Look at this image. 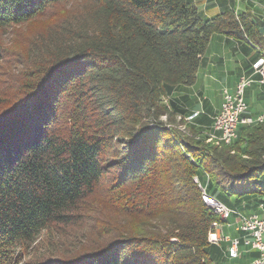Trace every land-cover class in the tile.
<instances>
[{
  "label": "trees",
  "instance_id": "1",
  "mask_svg": "<svg viewBox=\"0 0 264 264\" xmlns=\"http://www.w3.org/2000/svg\"><path fill=\"white\" fill-rule=\"evenodd\" d=\"M38 17L28 70L0 97V264H214L224 220L193 178L229 207L264 205V121L206 143L167 127L162 98L195 82L211 35L264 50L260 31L195 0H0V30ZM86 224L76 249L29 254L42 231Z\"/></svg>",
  "mask_w": 264,
  "mask_h": 264
},
{
  "label": "crops",
  "instance_id": "2",
  "mask_svg": "<svg viewBox=\"0 0 264 264\" xmlns=\"http://www.w3.org/2000/svg\"><path fill=\"white\" fill-rule=\"evenodd\" d=\"M199 9L208 16H212L225 8L203 7L202 5ZM239 11L248 16L264 37V12L249 2L243 3ZM261 51L264 52L262 48L245 39H237L217 33L211 35L201 57L195 82L189 86L179 85L170 88L167 97L172 110L174 112L187 110L186 114L183 115L198 111L196 125L205 128L211 124L212 117L220 109L221 88L233 89L240 77L247 76L252 81L244 92L247 104L245 115L256 117L264 114V81H260L259 74L255 73L251 66ZM230 202L232 207L244 214H250V209L255 207L250 206L247 201L240 203L241 201L232 202L230 200ZM254 212L262 214V211L257 207ZM236 222L235 216H229L224 223L220 224V233L228 237L239 236L240 232L236 230ZM211 250L214 264H248L257 255L256 251L247 249L244 244H240L239 256L236 258L228 257L225 243L218 246L212 245Z\"/></svg>",
  "mask_w": 264,
  "mask_h": 264
},
{
  "label": "rangeland",
  "instance_id": "3",
  "mask_svg": "<svg viewBox=\"0 0 264 264\" xmlns=\"http://www.w3.org/2000/svg\"><path fill=\"white\" fill-rule=\"evenodd\" d=\"M195 1H196L199 8L202 7V5H203V7L211 6L212 8L213 7H220V8L231 7L238 13L240 12L239 11L240 6L243 3L249 2V3H252L254 5V7H256L259 10L264 12V0H202V1L195 0ZM48 22L49 21H47L46 18L38 17V18H35L32 20H29L27 22H24L21 24H16V25H13L11 27L4 28V29L0 30V97H2L1 94H3V92L9 91L12 88V84L16 85L17 83H19L21 78H23V72L26 71V69L28 68V64H29V63L25 64V62L26 61L28 62V60L29 61L31 60V57L28 55V52L25 49H27V47H29V43L33 39V37L37 36L39 33H42L44 31ZM261 53H263V55H264V52L261 51L260 54L258 55V57L261 55ZM16 81H17V83L15 84ZM162 99H163V102L166 103L169 106V108L172 110L171 103H170L168 97L164 96ZM186 111L187 110L184 111L185 113L173 111V113H174L173 120L171 121L170 124H168L167 127L168 128L171 127L173 129L175 128V129L180 130L181 132L188 134V135H190L189 130L193 129L197 133L195 138H197V139L199 138L200 140H204V142H206V143H214V142L206 140L207 135L210 133V129H211L210 127L212 124V119H211V124L209 126H207L205 128L198 127L196 125V118L199 115V112L198 111H192L188 115H183V114H186ZM193 112H198V113L192 119L185 120ZM161 120H165V117L162 116ZM197 176H198V181L200 180L199 183L205 188L206 192L209 194L210 193V187L208 186V183H209L208 182L209 181L208 176L204 172H201V170L198 171ZM96 197H99V195L95 196V198ZM250 198H253V197H250ZM248 199L249 198H246L245 201H248ZM229 200H231L232 202L234 201L232 197H230ZM240 203H242V201ZM248 203L250 206L252 205L251 202H248ZM245 205H246V202H245ZM241 206H242V204H241ZM250 206H248V207H250ZM227 207H229V206H227ZM230 208H233V209L239 211L240 213H242V211L236 209L235 207H230ZM94 209H97L96 213L92 214L91 211H87V214H89L90 216H93V218H99L100 217L102 219H109V213L107 212L106 209H102V208L100 209L99 207L94 208ZM257 209H259V208H257ZM254 211H256V207H253L250 209L251 213H255ZM242 214H244V213H242ZM244 215H247V214H244ZM230 216H235V215H230ZM221 217L224 220L222 223H224L229 216H227V217L221 216ZM235 217L237 219V216H235ZM91 219H92V217H91ZM88 223H90V222H88ZM214 223L218 224L217 229H215V227L212 225L211 231L216 230V233L218 235H222L220 233V224L221 223H218V222H214ZM89 225H91V224H86L84 228H83V226H81L82 228L78 227V226H71V227L68 226V227H64V228H60V229H58L59 228L58 227L56 229L50 228L48 230H44L40 233L39 237L36 239V242L33 244V249L30 250L29 254L30 255L33 254L35 256H41L42 254L43 255L46 254L45 256H42V257H49V256H53V255H57L59 253L65 252V251L68 252V250L76 249L77 247H75V246L79 244L78 241H80L83 238V235L91 234L92 230L90 229ZM236 227H237V222H236ZM79 237H81L80 240H79ZM209 243L213 244L215 246H218L221 243H225L226 244V252H227V247H228L227 242L220 241L218 244L211 243V242H209ZM51 251H53L54 253L53 252L50 253ZM48 254H50V255H48ZM30 255L26 254V257H24V258L27 259V258H29L28 256H30Z\"/></svg>",
  "mask_w": 264,
  "mask_h": 264
},
{
  "label": "built area",
  "instance_id": "4",
  "mask_svg": "<svg viewBox=\"0 0 264 264\" xmlns=\"http://www.w3.org/2000/svg\"><path fill=\"white\" fill-rule=\"evenodd\" d=\"M252 69L260 76V81H264V62L262 57L259 56L253 63ZM251 79L248 77V83H241L240 78L235 84L233 89L222 87L220 90L221 105L218 113L212 117V124L216 125L217 131H221L224 137H235L236 135V123L247 124L248 121H255L256 117H261L264 114L257 115L256 117L246 116L247 104L244 99V91L246 87L251 83ZM198 112L191 114V119L197 115ZM208 205H225L220 202L216 197L208 194ZM259 210L262 214L251 213L244 215L239 211L230 208L229 215H222L227 217L230 215L237 216L236 230L240 232L239 236L228 237L224 235H218L215 243L220 241L228 243L227 255L230 258H236L239 256V246L244 244L247 249L255 250L257 256L252 259L249 264H264V205L259 204ZM215 224L212 225L215 227Z\"/></svg>",
  "mask_w": 264,
  "mask_h": 264
},
{
  "label": "bare ground",
  "instance_id": "5",
  "mask_svg": "<svg viewBox=\"0 0 264 264\" xmlns=\"http://www.w3.org/2000/svg\"><path fill=\"white\" fill-rule=\"evenodd\" d=\"M262 57V60L264 62V55L261 54L260 55ZM240 82L241 83H248V77H240ZM219 111V110H218ZM218 113V112H217ZM191 119V115H189L185 120H190ZM264 121V115L261 117H257L255 121H248L247 124L244 125H251V124H255V123H260ZM243 123H236V135H237V129L240 125H242ZM210 133L207 135L206 140L207 141H211L214 142L216 145H220V144H229L231 143V141H233L235 137H224V135L221 133V131H217V127L216 125H211L210 127ZM197 184L198 187L201 189L202 193H201V199L202 201L205 203V205L215 214L218 215H229L230 214V207H227L226 205H220V208L218 205H208V197L206 195V190L205 188L199 183L200 180L198 181V177L195 176L193 179ZM217 226L215 227V229H217ZM215 241L216 239H218V234L216 233L215 230Z\"/></svg>",
  "mask_w": 264,
  "mask_h": 264
}]
</instances>
